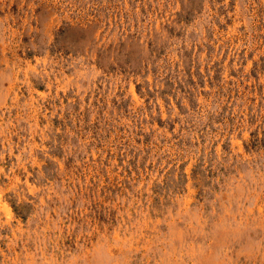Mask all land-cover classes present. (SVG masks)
Returning a JSON list of instances; mask_svg holds the SVG:
<instances>
[{
    "label": "rangeland",
    "instance_id": "obj_1",
    "mask_svg": "<svg viewBox=\"0 0 264 264\" xmlns=\"http://www.w3.org/2000/svg\"><path fill=\"white\" fill-rule=\"evenodd\" d=\"M0 264H264V0H0Z\"/></svg>",
    "mask_w": 264,
    "mask_h": 264
}]
</instances>
